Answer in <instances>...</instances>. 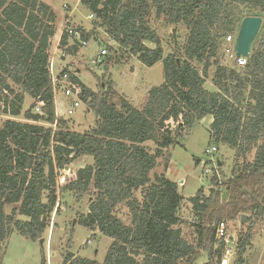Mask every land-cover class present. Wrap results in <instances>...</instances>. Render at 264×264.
I'll return each instance as SVG.
<instances>
[{"label": "trees", "instance_id": "obj_1", "mask_svg": "<svg viewBox=\"0 0 264 264\" xmlns=\"http://www.w3.org/2000/svg\"><path fill=\"white\" fill-rule=\"evenodd\" d=\"M82 6L118 50L145 67L161 62L163 83L148 89L136 108L125 98L119 106L110 103V87L95 93L74 73H64L67 80L58 75L57 83L66 85L60 95L70 87L96 118L90 131L71 130L68 121L55 117L48 67L55 13L39 0H0V111L8 117L0 126V243L12 230L42 239L60 197L71 195L77 202L87 198L79 225L111 244L102 262L65 252L62 264H195L201 255L204 264L220 263L218 224L246 215L247 232L237 242L241 262L264 222V22L244 67L220 60L226 36L243 18L264 17V0H82ZM151 16L186 30L183 43L173 42L167 56ZM78 30L88 41L90 35ZM67 42L63 32L59 48ZM66 51L74 54L77 45ZM26 96L33 103L22 112ZM36 106L41 113H34ZM206 117L212 118L211 141L232 149L238 164L222 185L216 176L210 179L208 195L199 189L189 198L188 240L177 184L150 174L164 150L179 145ZM81 157L92 163L72 178H60L57 172Z\"/></svg>", "mask_w": 264, "mask_h": 264}, {"label": "rangeland", "instance_id": "obj_2", "mask_svg": "<svg viewBox=\"0 0 264 264\" xmlns=\"http://www.w3.org/2000/svg\"><path fill=\"white\" fill-rule=\"evenodd\" d=\"M39 1L47 4L55 13L56 32L61 30L63 33L66 26H72L81 28L87 35H90L85 47L78 48L77 46V51L74 54H68L66 51L67 55L62 59L57 56L58 52L63 50L59 48L58 36L51 39L48 53L50 57L55 58L56 75L74 73L86 87L95 93L107 91V88L110 87L112 91L109 98L110 103L119 106L120 99L125 98L136 108L141 107L148 89L163 83L161 62L150 68L145 67L135 56H129L126 52L118 50L117 44L107 36L105 29L98 26L97 21L93 20L94 18L92 20L88 18L90 12L83 8L82 1ZM261 19L263 24L264 17ZM150 22L162 41L164 56L173 52V42L183 43L186 36V30L183 27L167 26L161 19H155L154 16H151ZM239 27L233 34H230L234 42ZM72 43L74 41L70 40L67 45L70 44L72 47ZM146 46L153 48V45L149 43H146ZM103 47H107V56L110 55V58L101 57L100 63L95 66L92 61L97 59L98 53ZM109 48L112 49L110 52L108 51ZM220 61L221 64L232 66L226 59L223 60L222 58ZM212 70L210 69L209 77L206 80V86L209 89H211ZM65 86L63 81H59L56 85L57 93L53 94L55 117L68 121L70 129L75 132L90 131L94 127L95 114L82 101L71 117L66 115L70 103L60 95V89ZM32 103L33 100L26 96L22 105V112L27 110ZM34 113H36L35 109ZM6 118L8 117L0 111V126ZM17 120L25 122L22 116ZM211 121V117L199 121L180 141L179 145L164 150V156L156 160V167L150 174L152 177L155 174H162L177 184L178 193L184 200L180 205L179 216L182 219V228L188 240H191L188 225L192 219L190 204L188 203L189 198L193 197L199 189H203L204 195H208L209 189L212 187L210 179L216 176L219 184L222 185L230 178L235 164H238L232 149L227 148L222 143L215 144L211 141L209 135ZM41 124L47 126L46 123ZM52 127L55 128V124ZM145 145L151 153L155 152L156 147L153 142H148ZM211 147H215L216 151L212 155H207L205 151ZM254 153V151L249 153L245 160L251 162ZM91 163L90 157H81L57 173H59L60 178H72L78 169ZM205 169L210 172L205 174L203 172ZM86 200L87 198H84L77 202L71 195L60 197L59 208L51 215L49 226L42 237V245H40L39 240L32 241L12 230L6 240L0 243V264H43L44 259L46 264H62L65 252L102 262L111 244V239L100 235L98 231L92 232L79 225L80 216L87 212ZM11 208H6V213L9 214ZM124 213L125 209L122 208L121 215ZM73 221L74 224L72 225ZM246 221L247 216L243 224H240L239 220L226 222L228 225L227 233L231 238L230 246L235 247V253L224 264H264V222L256 229V236L242 254L241 262L237 260L239 253L236 243L238 238L243 237L247 232ZM88 240L90 243L83 246V243ZM205 262V255H201L195 264H204Z\"/></svg>", "mask_w": 264, "mask_h": 264}, {"label": "built area", "instance_id": "obj_3", "mask_svg": "<svg viewBox=\"0 0 264 264\" xmlns=\"http://www.w3.org/2000/svg\"><path fill=\"white\" fill-rule=\"evenodd\" d=\"M80 1H82V0H80ZM88 18L90 20H92L94 18L93 14H90L88 16ZM64 32L68 36V41H70V40L74 41V43H72V46L77 45L78 47L81 48V47H85L87 45L88 41H86L82 38L81 32L78 30V28H75L72 26H66L64 28ZM70 46L71 45L69 44L66 47H64L63 50H60L58 52L59 54L57 56L59 59H62L67 55L66 49ZM233 46H234V40H232V37L230 35L226 36L225 46L223 49V55H224L225 59L228 62H230L233 66H235L236 68L244 67L247 64V60L249 57L248 58H245L242 56L236 57V54L233 50ZM106 55H107V47H103V49H101L99 51L97 59L92 61V64H94L96 66L98 63H100V58L105 57ZM48 67H49L50 75L52 77V83L54 85V94H55L56 93L55 86L57 85V77L59 74L58 75L55 74V69H56L55 68V58H53V56L52 57L49 56ZM63 78H64V80H67L68 75L64 74ZM62 91H63V93H62L63 98L70 100V105L66 110V115L71 116L74 114V110L80 106V100L78 99L77 94L74 93L70 87L67 86V88H63ZM35 110H36V113H40V107L39 106H36ZM215 151H216V148L211 147L210 149H206L205 153L207 155H212ZM203 172L205 174H207L208 170L205 169ZM227 232H228L227 223L224 221L220 222L218 224V227H217L216 238L219 241H222V243L224 244V250H223L222 255H221L220 263L214 262L213 264H224L227 262L229 257H231L235 253V247L230 246L231 238ZM89 243H90V241L88 240V241L83 243V246H85Z\"/></svg>", "mask_w": 264, "mask_h": 264}, {"label": "water", "instance_id": "obj_4", "mask_svg": "<svg viewBox=\"0 0 264 264\" xmlns=\"http://www.w3.org/2000/svg\"><path fill=\"white\" fill-rule=\"evenodd\" d=\"M261 25H262V19L260 17H245L242 19L233 46V50L236 54V57L242 56L248 58L250 56L253 41L256 38ZM245 219H246V215H241L240 224H243ZM73 224L74 221L72 222V225ZM39 243L40 245H42L43 239H40Z\"/></svg>", "mask_w": 264, "mask_h": 264}, {"label": "crops", "instance_id": "obj_5", "mask_svg": "<svg viewBox=\"0 0 264 264\" xmlns=\"http://www.w3.org/2000/svg\"><path fill=\"white\" fill-rule=\"evenodd\" d=\"M58 32H56V34L54 35V38L56 37V36H58V43H59V40H60V37H61V34H62V32H61V30H57ZM58 45V44H57ZM65 101H68V99H64ZM68 103H69V101H68ZM69 105V104H68Z\"/></svg>", "mask_w": 264, "mask_h": 264}]
</instances>
